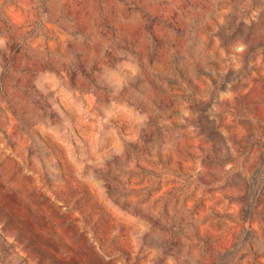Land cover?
Instances as JSON below:
<instances>
[{
    "label": "rangeland",
    "instance_id": "rangeland-1",
    "mask_svg": "<svg viewBox=\"0 0 264 264\" xmlns=\"http://www.w3.org/2000/svg\"><path fill=\"white\" fill-rule=\"evenodd\" d=\"M0 264H264V0H0Z\"/></svg>",
    "mask_w": 264,
    "mask_h": 264
}]
</instances>
